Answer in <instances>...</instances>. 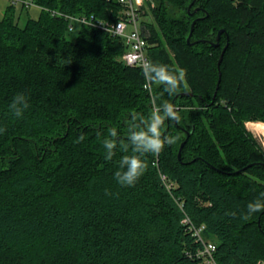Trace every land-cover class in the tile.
Wrapping results in <instances>:
<instances>
[{"label":"trees","instance_id":"1","mask_svg":"<svg viewBox=\"0 0 264 264\" xmlns=\"http://www.w3.org/2000/svg\"><path fill=\"white\" fill-rule=\"evenodd\" d=\"M33 2L40 14L25 27L15 4L0 20V264H199L193 226L218 264L264 261V212L243 219L264 192V150L246 127L264 121V0H152L149 59L186 69L187 89L161 97L179 110L162 129L176 142L147 155L133 187L114 179L123 153L105 160L101 141L151 112L142 69L120 60V38L79 25L71 41L53 14L112 23L119 4ZM18 92L21 119L8 111Z\"/></svg>","mask_w":264,"mask_h":264},{"label":"clouds","instance_id":"2","mask_svg":"<svg viewBox=\"0 0 264 264\" xmlns=\"http://www.w3.org/2000/svg\"><path fill=\"white\" fill-rule=\"evenodd\" d=\"M141 67L145 80L144 88L152 97L151 112L146 116L132 113L127 123L125 137H120L117 129L110 127L101 141L106 150L105 160L111 161L117 150L123 153L118 161V169L114 173V179L122 187L135 186L145 174L149 166L146 160L147 155H157L166 146H171L176 142V137L165 134L162 129L166 120L179 122V110L175 104L169 100H161V97L165 93L173 97L181 91L182 87L187 89L186 69L151 60L144 61ZM153 86L161 89L159 95L154 94ZM157 100H160V103H157ZM28 107L27 95L24 92H18L12 97L8 111L13 118L21 119ZM5 132L6 128L0 126V135ZM97 138H100V133L97 134ZM79 139L82 141L84 137L80 136ZM105 194L111 195L107 189H105ZM246 208L243 219H249L255 213L264 212V192L250 201ZM226 215L235 216L236 213L230 212Z\"/></svg>","mask_w":264,"mask_h":264},{"label":"built area","instance_id":"3","mask_svg":"<svg viewBox=\"0 0 264 264\" xmlns=\"http://www.w3.org/2000/svg\"><path fill=\"white\" fill-rule=\"evenodd\" d=\"M113 1H116L119 4L121 10L117 20L112 23L96 19L94 16H73L56 12H53V14L68 19L71 30L74 29V23H76L78 25H87L103 29L109 32L112 36L120 38L126 46V51L121 56L120 60L126 66L142 69V63L150 60L148 56L150 44L145 25L150 22L148 17H151V14L147 10L150 9V7H153L154 4L152 0ZM18 3L25 7L35 6L33 0H12V4L18 5ZM168 187L172 188L173 185L168 184ZM184 222L187 224L190 223L188 219H185ZM191 231L196 242L201 243L202 245V247L191 256L199 259V264H218L215 258L216 244L204 238L202 234L203 227L193 226L191 227Z\"/></svg>","mask_w":264,"mask_h":264},{"label":"rangeland","instance_id":"4","mask_svg":"<svg viewBox=\"0 0 264 264\" xmlns=\"http://www.w3.org/2000/svg\"><path fill=\"white\" fill-rule=\"evenodd\" d=\"M11 1L12 0H0V20H2L4 18L8 7L12 4ZM21 7L22 6L19 3L16 6V21H17L19 27H25V25H26V23H27L29 18L37 19L39 17V14H40V8L39 7L31 6V7H28L27 9H25V10H22ZM151 9H152V7H150V9H148L147 11H149V13L151 14V17H148V19L152 23L154 20H153V16H152V13H151ZM74 27L75 28L68 34V38L71 41H75L76 40V35H77V30H78L79 25L74 23ZM250 122L251 123L264 124V121L255 120V121L247 122L246 123V127H247V124L250 123ZM247 129H248V127H247ZM249 131L254 135V137L256 138V140L258 141V143L262 146V148L264 150V134H256V133H254L251 130H249ZM259 263L263 264L264 261H261Z\"/></svg>","mask_w":264,"mask_h":264},{"label":"water","instance_id":"5","mask_svg":"<svg viewBox=\"0 0 264 264\" xmlns=\"http://www.w3.org/2000/svg\"><path fill=\"white\" fill-rule=\"evenodd\" d=\"M195 22H196V21H194V22L192 23V30H193V27H194V25H195ZM222 33H223L222 30L219 31V33H218V38H217L218 40H219V38H220V36H221ZM190 37H191V34H190L189 37H188V42H189V43H190ZM228 45H229V40H228L226 46L224 47V49H223V51H222V54H221V57H220V60H219V64H220L221 61L223 60V56H224V53H225L226 49L228 48ZM185 142H186V141H184V142L181 144V147H180L179 152H178V158L181 157V152H182V149H183V146H184Z\"/></svg>","mask_w":264,"mask_h":264},{"label":"bare ground","instance_id":"6","mask_svg":"<svg viewBox=\"0 0 264 264\" xmlns=\"http://www.w3.org/2000/svg\"><path fill=\"white\" fill-rule=\"evenodd\" d=\"M247 127L249 130L253 131L256 134H264V124L258 123H248Z\"/></svg>","mask_w":264,"mask_h":264}]
</instances>
